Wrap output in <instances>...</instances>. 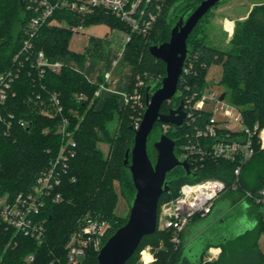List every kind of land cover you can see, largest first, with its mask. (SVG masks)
Wrapping results in <instances>:
<instances>
[{"label":"trees","instance_id":"obj_1","mask_svg":"<svg viewBox=\"0 0 264 264\" xmlns=\"http://www.w3.org/2000/svg\"><path fill=\"white\" fill-rule=\"evenodd\" d=\"M202 1L167 0L162 15L148 35L132 32L125 24L101 10L88 17L86 26L106 23L112 30H123L130 36V41L124 43L122 50V58L132 68L127 92L129 97L135 92L139 76L143 79L148 76L150 79L139 88L144 102L149 85L154 86L153 91L161 86L166 76V64L156 59L149 47L169 41L171 29L179 17L186 11L191 14ZM30 19L31 15L25 6L21 8V0H0V74H17L5 107V114L14 115L12 126L6 131V126L0 124V193L13 198L32 190L38 175L50 166L64 143L58 128L65 120L68 121L67 130L72 133L77 147L60 189L62 201L59 204L47 203L43 210L41 217L46 225L45 242L39 245L33 239L16 235L14 230L0 225L1 264H57V258L65 263V247L71 234L83 227L88 219L110 223L111 229L103 239L104 246L128 220L116 214L119 197L127 200L130 210V202L136 192L124 159L127 150L135 142L136 129L131 118L138 111L137 103H121L118 97L111 96L98 108L100 97L95 93L100 89V84L91 82L84 73L70 65L64 64L59 72L46 70L40 76L35 66L39 51H43L52 62L66 58L82 62L84 55L71 50L73 33L68 28L50 25L54 19L73 21L70 12L58 11L32 39L33 48L27 58L28 55L21 52ZM198 27L199 24L188 38L190 53L185 66L192 63L189 74L180 77L175 97L163 104L161 113L168 114L182 103L186 106L194 93H202L207 89L208 68L216 63L223 68L221 84L225 87L228 101L242 108L249 125L260 122L263 126L264 3L255 6L247 19L236 22L229 49L211 46L204 37L194 39L193 34L198 31ZM89 40L86 54L101 57L105 53L104 40ZM53 94L59 100L60 112L52 101ZM210 116L208 112L197 113L196 120L190 126L169 125L166 135L175 141L177 157L181 155L187 136L197 127L201 128ZM20 121L26 125L22 126ZM115 121L117 125L112 131L109 125ZM162 134L163 124L156 123L148 141L152 160L156 158L153 143ZM99 142L108 145V156L103 155L98 147ZM251 162L252 176L243 181L241 175L238 190L257 192L264 188V152L260 151L251 159L243 167L242 174ZM190 166L191 175H186L182 167L168 175L170 191L160 199L159 214L163 204L178 197L185 183L220 179L229 190L233 185L235 163L207 159L198 169L191 162ZM251 183H255V186L247 188ZM248 204L250 214L256 221L255 227L233 237L208 239L196 262H192L183 252L184 234L182 246L176 250L170 241V233L159 231L158 228L155 234L143 238L137 251L148 238L155 242L153 244L162 242L163 245L155 251L154 264H264V252L259 244L264 233V212L252 201ZM202 220L205 218L195 221ZM211 247L221 248V254L217 260L203 263ZM31 254L35 255V259L29 263L27 257ZM98 254L99 251L90 246L81 264H99Z\"/></svg>","mask_w":264,"mask_h":264},{"label":"built area","instance_id":"obj_2","mask_svg":"<svg viewBox=\"0 0 264 264\" xmlns=\"http://www.w3.org/2000/svg\"><path fill=\"white\" fill-rule=\"evenodd\" d=\"M167 0H25L26 11L31 15L29 27L26 30V39L22 47V54L30 56L33 48L32 39L39 29L44 26L58 11L70 12L73 21L54 19L50 25L66 27L74 35L86 27L88 17L98 11H104L129 27L132 32L148 35L155 27L162 15ZM228 31L233 34V28ZM130 41V36L125 43ZM18 58V57H17ZM64 63L60 60L50 61L43 51H39L36 57V68L39 75L43 76L46 70L59 72ZM118 62L113 63V69ZM192 63L184 67L183 74H189ZM106 71L105 80L110 81L114 71ZM17 74L9 72L0 74V124L6 126V131L12 126L14 115L5 114L6 102L11 91L12 82ZM181 75V76H182ZM143 82L139 81L134 94L129 97L126 93L124 103L134 101L138 103L142 96L139 88ZM103 87V86H102ZM100 97V89L95 93ZM221 95L205 89L202 93H194L185 106L186 119L184 124L190 126L196 120V114L202 112L211 113L201 128L187 136V142L182 146L180 160H185L194 165L196 169L203 165L207 159L225 160L236 164L234 169V182L230 190L226 183L220 179H206L194 183H185L178 197L162 205L158 218V230L170 233V241L176 250H179L183 242L185 230L197 219L207 218L216 203L228 192L237 191L240 186V177L243 167L253 159L260 151L264 152V125L256 122L253 125L247 123L241 107L231 104L226 99L220 100ZM81 99V97H80ZM52 101L59 107V100L53 94ZM215 106L214 110L210 109ZM228 111L227 116L219 115ZM224 117V118H223ZM25 126L24 121H20ZM141 122H137L136 130ZM68 121L58 128V133L64 139L57 156L50 166L42 171L36 178L35 184L29 193H19L13 198L6 193H0V225L6 229L14 230L16 235H23L36 241L39 245L45 242L46 225L42 219V213L47 203L59 204L62 201L63 180L68 173L70 160L76 154L77 143L71 132L67 130ZM168 124H163L164 134L169 129ZM47 132V131H46ZM190 160V162H189ZM191 169V166H190ZM192 171V170H191ZM244 199L249 203L259 205L264 212V188L257 192L245 191ZM111 228L110 223L94 219L86 220L83 227L73 232L65 247L66 262L56 259L57 264H81L90 246L100 251L103 247V239ZM221 254V248L211 247L207 253V262H213ZM35 255L27 257L29 263L33 262ZM0 260V264H1ZM156 256L150 247L142 251V259L139 264H154ZM53 264V263H52Z\"/></svg>","mask_w":264,"mask_h":264},{"label":"water","instance_id":"obj_3","mask_svg":"<svg viewBox=\"0 0 264 264\" xmlns=\"http://www.w3.org/2000/svg\"><path fill=\"white\" fill-rule=\"evenodd\" d=\"M220 1L203 0L191 14L189 11L184 12L173 25L170 40L162 44H152L149 47L150 53L166 64V76L157 90L153 91L154 86L152 85L147 87L145 112L140 127L136 130L134 145L127 150L124 159V165L132 176L136 192L130 202V213L126 224L120 227L99 251V264H127L138 250L143 238L153 235L157 231L160 199L163 194L170 191L171 182L168 180V175L179 167L183 168L186 175L192 174L189 163L176 156L174 140L166 134H162L153 143L156 153L155 160H152L149 155L148 141L156 123L176 126L184 124L187 114L183 103L179 107L171 109L168 114L161 113V108L177 93L179 79L190 53L189 36L202 18ZM24 6L25 0H21V8ZM225 98L226 93H223L220 100ZM227 208V203H219L210 218L198 222L186 230L184 242L193 243L197 239L204 246L209 239L206 233L211 229L213 232L221 234L222 238L236 236H232L230 232L226 234L225 228L237 222L241 216L240 210L244 211L243 208L237 211V219L233 222L228 219L225 223H217L207 229L215 218ZM255 225L256 221L251 228L243 230L240 234L253 229ZM221 231L223 233H220ZM183 260L184 257H182Z\"/></svg>","mask_w":264,"mask_h":264},{"label":"rangeland","instance_id":"obj_4","mask_svg":"<svg viewBox=\"0 0 264 264\" xmlns=\"http://www.w3.org/2000/svg\"><path fill=\"white\" fill-rule=\"evenodd\" d=\"M264 3V0H221L215 7H213L200 21L198 31L193 34L194 39L198 37H204L207 43L211 46L218 47L220 49H229L230 41L232 39L233 34H231L227 28L232 30L233 33L236 27V22L243 21L247 19L252 9ZM128 34L119 29H111L108 24L100 23L86 26L78 35H74L70 48L77 54L84 55V59L82 62L72 61L73 64L82 71V73L92 74L95 70L104 74L105 71H108V64H113L116 60H120V63L115 71V75H123L126 74V70L129 67V64L124 61L122 57L123 45L126 41ZM90 38H96L100 40H104L105 53L100 57L98 56H89L86 54V49L89 45ZM85 75V74H84ZM223 77V68L220 64H212L207 71L206 81L208 84L207 93L211 91L216 92L218 95H222L225 92V87L221 84V80ZM138 82L141 81L143 84L150 81L149 77L147 79H143L137 77ZM149 80V81H148ZM227 101L229 100L226 96ZM101 102L99 104H104L103 98H100ZM138 111L131 118V123L136 129L137 122H141L144 112H145V102L143 98L136 104ZM215 106H211L210 109L214 110ZM228 111H225L224 114L219 115V118L222 116H227ZM224 118V117H223ZM117 125V121L110 124L109 127L112 131L115 130ZM98 147L103 152V155L106 157L109 153V147L107 144H103L101 142L98 143ZM253 162L248 164L242 174L243 181H246L252 176L251 166ZM116 190L119 192V187L117 183L115 184ZM255 186V183H251L247 188H251ZM244 192L242 190L237 191H229L227 192L220 202L230 203L235 206V210L228 215L229 220L233 222V220L237 219V211L246 206L247 201L244 199ZM130 213L129 205L127 200L123 197H119L116 214L121 218H128ZM124 219V220H125ZM120 220V221H124ZM229 226V225H228ZM227 226V227H228ZM231 226V224H230ZM226 229V234L230 232V234H234L237 232V229ZM111 229V228H110ZM228 229V230H227ZM117 231V230H116ZM115 231V232H116ZM114 232V233H115ZM113 233V234H114ZM209 239H218L221 234H217L215 232L209 231L206 233ZM233 236V235H232ZM155 242L150 239H146L142 243V247H140V251H137L135 257L130 261V264H139L142 259V251L146 248L150 247L151 250L158 251L160 247H162V242L160 244H153ZM193 244V245H192ZM260 247L264 252V233L260 237L259 241ZM141 246V245H140ZM203 250V245L201 241L197 239L193 241V243H183V252L184 254L192 261L196 262L198 257L201 255ZM220 256V255H219ZM209 258L207 256L204 257L203 263L207 262Z\"/></svg>","mask_w":264,"mask_h":264},{"label":"crops","instance_id":"obj_5","mask_svg":"<svg viewBox=\"0 0 264 264\" xmlns=\"http://www.w3.org/2000/svg\"><path fill=\"white\" fill-rule=\"evenodd\" d=\"M120 58H122V57H120ZM72 61H73L72 59L66 58L62 62L66 65H70L71 67L81 71L80 69H78L73 64ZM116 61L118 62V65H119L120 60H116ZM117 67H115V69H113V64L112 65L108 64V69H109L108 71H110L112 69L114 71V74H113L112 78L110 79V81L105 80L104 74L106 71L104 72L103 75L101 72H99L97 70H95L92 74L84 73L85 76L91 82L100 84V98L102 96L104 103H105L106 99L111 97V96L118 97L120 102L123 103L124 97H125L126 93L128 92L129 87H130L131 77H132V68L129 66L128 69L126 70V74L118 76V75H115V71H116ZM100 102H101V100H100ZM102 106H103V104H101V105L99 104L98 108H101ZM221 200H222V198L216 203V205L213 209V212L207 218H205V220H207L208 218H210L213 215V213H214V211H215V209L219 203H224V202H220ZM227 206H228V208L226 210H224V212L220 216L215 218V220L208 226L207 229L211 228L212 226L216 225L217 223H225L228 221V219H229L228 215H230L233 212V210H235L236 208L234 205H232L230 203H227ZM243 209H244V211L240 210L241 216L237 220V222L234 223V225H231L228 227V229H231V230H233V229L238 230L237 232H235L232 235H239L243 230L251 228V226L255 223L254 217L250 214V211H249L250 207H249L248 203L246 204V206L243 207ZM202 221H204V220H202ZM198 222H201V221H195L190 226H192ZM186 230L184 232V235H186Z\"/></svg>","mask_w":264,"mask_h":264}]
</instances>
